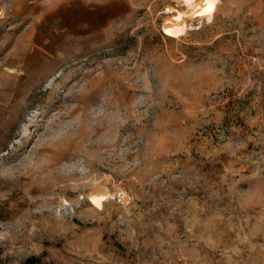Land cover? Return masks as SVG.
Segmentation results:
<instances>
[{"label":"rangeland","instance_id":"rangeland-1","mask_svg":"<svg viewBox=\"0 0 264 264\" xmlns=\"http://www.w3.org/2000/svg\"><path fill=\"white\" fill-rule=\"evenodd\" d=\"M215 9L0 0V264H264V0Z\"/></svg>","mask_w":264,"mask_h":264},{"label":"bare ground","instance_id":"bare-ground-1","mask_svg":"<svg viewBox=\"0 0 264 264\" xmlns=\"http://www.w3.org/2000/svg\"><path fill=\"white\" fill-rule=\"evenodd\" d=\"M218 0H180L181 7L184 8L185 11H173L162 24V31L165 36H169L172 38H179L183 35V33L186 30L185 25V19H207L211 17L215 12V7L217 5ZM15 62V61H14ZM12 75V71L10 72V76ZM28 76L26 74L22 75V78H27ZM22 80V79H21ZM20 80V81H21ZM20 81L16 86L13 87V89L6 85L4 87V91H16L17 86L20 85ZM4 98V96H2ZM4 102V101H3ZM2 111V110H0ZM27 122H32V119L29 118ZM109 195L107 193L105 194H99L97 190H94L89 195V200L92 203V205H100L105 202Z\"/></svg>","mask_w":264,"mask_h":264}]
</instances>
